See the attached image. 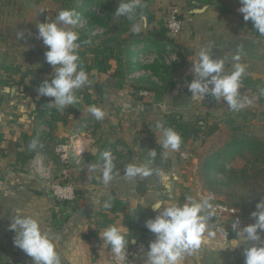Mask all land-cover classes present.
<instances>
[{
    "label": "crops",
    "instance_id": "0c3cea01",
    "mask_svg": "<svg viewBox=\"0 0 264 264\" xmlns=\"http://www.w3.org/2000/svg\"><path fill=\"white\" fill-rule=\"evenodd\" d=\"M97 1L90 0L92 4ZM105 1L109 18L104 45H118L124 54L129 49L145 48L147 32L165 28L167 10H179L183 30L174 37L165 30V35L188 53L177 91L171 95L173 100L184 93L185 81L195 79L193 63L199 61V52L207 49L213 58L225 61V74L231 73L236 64L245 69L238 94L242 107L230 110L227 105L217 106L216 101L214 107H208L212 115H263L264 36L254 29L251 20H244L238 11L240 0H213L201 8L196 0H141L134 19L114 17L120 0ZM56 5L53 0H0V264H34L14 244L15 232L10 224L17 214L38 221L41 232L54 243L61 264H113L108 258L111 245L100 237L110 226L119 228L129 242L131 256L126 264H146L148 245L155 239L145 227V222L157 214L151 205L157 201L165 206L183 205L190 202L188 197L197 201L205 198L189 185L179 155L189 148L190 141L188 148L164 149L163 132L155 129L157 122L162 124L166 111L185 114L192 109L170 107L174 102L164 96L172 88L155 102L154 96H141L139 88H131L136 85L129 73L115 74L121 68L111 55L107 71L86 72L87 83L74 90L77 103L59 110L50 103L52 98L38 93L42 82L51 80L54 70L46 62V46L38 38L37 26L51 22ZM140 15L146 17V22L139 20ZM135 23L141 24L140 31L137 37L129 36ZM94 54L88 51L87 60ZM81 96L86 99L82 103ZM191 98L183 99L197 101ZM91 106L104 112L102 120L89 112ZM34 141L35 147H31ZM58 142L68 149L62 163L55 152ZM148 145L158 149L155 158L150 156ZM106 149L115 155L111 157L112 178L107 184L103 181L105 168L100 169L103 162L106 164ZM129 164L146 166L152 174L129 178L125 173ZM47 170L55 178L62 177L61 170L65 172L74 185L72 201L60 204L52 197L42 173ZM109 200L112 207L105 209L103 204ZM237 219L240 229L255 222L251 215L241 212L214 222L210 216L201 247L185 253L181 264H243V250L264 243V233L260 241H241L232 247L238 239L232 227Z\"/></svg>",
    "mask_w": 264,
    "mask_h": 264
},
{
    "label": "clouds",
    "instance_id": "9594fccd",
    "mask_svg": "<svg viewBox=\"0 0 264 264\" xmlns=\"http://www.w3.org/2000/svg\"><path fill=\"white\" fill-rule=\"evenodd\" d=\"M240 3L242 6L238 11L243 14L244 20H251L254 29L264 36V0H240ZM141 6V0H120L113 15L116 18L134 19ZM79 19V13L75 9H65L58 13L55 21L39 23L37 26L38 38L47 48L46 62L54 70L51 80H44L38 88V93L52 98L50 103L59 110L77 103L74 90L81 88L88 81L78 55L79 33L73 30ZM139 20L146 22V17L140 15ZM140 28V23L133 24V33H139ZM19 35L23 36V33ZM224 64L223 59L213 58L209 50L202 49L199 52V61L193 63L192 72L195 79L189 84V91L193 99L204 100L207 95H211L216 101L222 99L230 110H239L242 105L238 94L245 69L242 65L236 64L231 73L225 74ZM89 112L97 120L104 118V112L96 106H91ZM155 129L163 132L164 149L175 151L180 148L182 139L174 129L163 128L160 122H157ZM31 147H35V141ZM149 154L152 158L157 155L155 149L149 150ZM105 156L107 159L103 181L107 184L112 178L110 173L113 164L111 155L105 153ZM125 173L129 178H135L138 175H151L152 170L146 166L129 164L125 168ZM211 199L207 197L197 201L188 197L189 203L171 206H165L159 201L153 203L151 207L157 214L155 218L145 222V227L155 235V239L148 245L146 264H181L185 253L199 249L205 240L213 208ZM103 207L110 209L111 201H106ZM256 209L257 211L251 213L254 223L240 229V221L237 219L232 225L238 236L232 247H237L241 241L261 240V233H264V200L257 203ZM10 229L15 232V246L31 257L34 264H61L54 243L41 232L37 220L17 214L10 224ZM207 235L210 236L212 233L208 232ZM100 237L111 245L112 252L118 258L121 260L125 258V249L129 242L119 228L110 226L100 234ZM243 254L244 264H264V243L252 244L243 250Z\"/></svg>",
    "mask_w": 264,
    "mask_h": 264
},
{
    "label": "rangeland",
    "instance_id": "374dc122",
    "mask_svg": "<svg viewBox=\"0 0 264 264\" xmlns=\"http://www.w3.org/2000/svg\"><path fill=\"white\" fill-rule=\"evenodd\" d=\"M198 4H200L198 6L199 8L204 6L201 3ZM75 6L72 4L70 8L77 11L78 9L75 8ZM59 7L60 3L58 2L56 7H54L55 9L51 16V22L56 20L58 13L61 11ZM168 14L169 11L167 10L165 22L167 21ZM81 19L80 17L79 22L82 21ZM181 21V29L179 32H181L184 27L182 18ZM79 22L73 30L78 32L80 36H84L82 38V45L79 44L80 49L85 50L87 53L88 50H91L92 44H95V42L98 43L100 40L104 39L105 34L103 35L102 31L93 36V34L83 31L82 29L84 28L79 25ZM117 29L119 30L120 28L118 27ZM172 40L173 44H169V40L163 52H161V48H157L158 50L154 51L155 53L150 50L152 53L146 54V59H159L162 53L165 57L171 54L177 57L174 62L175 64L169 65L170 68L168 71H166L162 77H157L155 82H146L145 80L143 82L139 81L138 77L140 76H136V74H140V71H129L125 61L126 54L121 52L120 60L114 59L115 64L123 69L125 71L124 73L130 74L128 75L129 79L140 89L139 94H141V96L146 97L149 94L148 90L142 87H155L157 96L155 98L153 97L154 102L159 100L161 93L165 90L166 80H172V85L169 86H174L177 82H180V70L185 66L183 62L188 53L182 46H178L174 43L175 39ZM85 41L90 42L85 43ZM82 50L79 51L83 52ZM82 55L83 54H81L80 57L83 59ZM83 56L86 58L87 55L85 54ZM140 56L145 57L144 54ZM137 60L139 61L140 59L137 58ZM170 63H173V61L169 60L167 64ZM156 82H159V84L155 85ZM183 92L184 93L179 94L174 104L178 107H186V110H192L185 114L166 111V114L162 118V124L165 125V128L174 129L182 138L187 136V142L190 141L189 148L187 150L184 149L185 151L179 154L184 162L183 165L186 170V177L190 183L189 185L192 186L197 194L199 193L205 198L211 197V203H223L234 208L237 211L235 216L240 212L251 215L252 212L257 211V203L264 200V155L261 153H254L249 148H243L242 150L238 149L239 147L235 148L232 143L244 139V136H251L252 138L254 137L264 142V112L263 115L253 116L242 112L232 114L222 113L215 117L212 115L213 112H210L208 108L209 106L211 108L215 106L214 103L216 100L214 97L207 95L204 100L197 99L195 103H192L183 99L184 96H189V98H191L192 93L187 90ZM79 100L82 103V101L86 99L84 96H81ZM262 100L264 101V98H262ZM217 104H219L217 105L219 107L223 106L222 108L226 106L223 100H220ZM196 121L201 124L198 131L188 128L187 125H185V127L180 125L181 122L193 123ZM57 144L64 146L65 152L68 155L66 144L58 142L55 144V147ZM148 149H155L156 153H158V149L155 146L148 145ZM214 153L220 154V157L214 158ZM211 161H214L215 168L211 169L207 175V166ZM60 162L62 163V161ZM60 173L62 175L65 172L61 170ZM60 178L59 176L56 179L59 180ZM211 218L213 222L222 220H217L213 216H211Z\"/></svg>",
    "mask_w": 264,
    "mask_h": 264
},
{
    "label": "trees",
    "instance_id": "16d2710c",
    "mask_svg": "<svg viewBox=\"0 0 264 264\" xmlns=\"http://www.w3.org/2000/svg\"><path fill=\"white\" fill-rule=\"evenodd\" d=\"M56 3H60V9H71L70 7H72V4H74L75 8H77V12L79 13V16L81 18L86 19V23L84 25V29H82L85 32H89L91 33L93 31V29L95 28H99L103 31V35L106 34L105 30L106 29V25H107V21H108V11L107 10V4L105 0H100L97 1L95 3H91L90 0H53ZM198 3L201 4H209L211 3L213 0H196ZM79 5V6H78ZM165 28L164 27H159V28H154L152 30H149L146 34V40L148 42V45L145 46V48L143 47L142 49H135V50H131L129 49L128 51H126V58L125 61L128 65V69L129 71L133 72V71H140L143 72L140 77H138L139 81H146V82H155L157 77H162V75L168 71V69L170 68L169 65L175 64L170 63L167 64L166 61V57L165 55L162 53L161 57H159V59L157 58H151V59H146V57L143 58L138 56L139 52H145V50H152V51H157V48H161V52H163V50H165L166 48V44H173V40L171 38H169L167 35H165ZM101 31V32H102ZM92 34V33H91ZM97 35V34H93ZM137 33H130L129 36H133V37H137ZM80 39L78 40V42L82 45L83 41L82 38L84 36H80ZM130 39V37L128 38ZM170 40V41H169ZM169 41V42H168ZM107 42L106 39H102L99 41V43L97 45H92L91 47V51H93L94 57L91 60H87V58H85L83 55L86 54L85 50L82 49H78V55L80 58V63L83 66V69L86 72H90L91 70L95 69L96 71H107V59L109 56H114V59H118V61L120 60V55L121 53V48H118L119 46L116 45V47L112 46V44L110 46L104 45ZM82 50L83 52L79 51ZM90 51V50H88ZM81 52V53H79ZM148 52V51H147ZM82 55L83 59L80 57V55ZM124 54V53H123ZM151 54V53H150ZM133 57V59H132ZM165 57V58H164ZM137 58H139L140 60L138 61ZM177 64V63H176ZM124 72L123 69H118L116 70L115 74H120L121 72ZM159 82H156L155 85H158ZM163 84V83H162ZM165 90L163 91V93H165V91L167 92V90L169 88H172L169 92H167V94L169 95V97H167L165 94V99L167 100H172L173 102L176 101V99H172L171 95H173L176 93L178 85L176 83V85L174 86H169L172 85V80H166L165 81ZM134 87L137 89L138 87L136 86H131L132 89H134ZM142 88H146L148 90V95H150L151 97H155L156 96V89L155 87H151V86H146V87H142ZM145 89V90H146ZM167 89V90H166ZM162 94V93H161ZM141 97V96H140ZM191 101H193V98L190 99ZM164 102H166V100H164ZM167 105H171L169 104V102H166ZM175 104H173L172 108H174ZM166 108V107H164ZM175 115V114H174ZM178 117V116H177ZM180 125H183L185 127V125L188 126V128H192L195 131H198V129L201 127V124L196 121V122H191V123H183L181 122ZM182 126V127H183ZM183 127V128H184ZM167 128V127H166ZM185 138H182V143L179 149H184V148H188V142L186 140L187 136H184ZM244 139H240L238 141H234L232 144H234L235 148L238 149H243V148H249L250 150H252V152L254 153H261L264 155V142L261 141L260 139H256V138H252L251 136H244ZM231 145V144H230ZM232 146V145H231ZM215 155L214 158H218L220 157V154L214 153ZM215 168V164L214 161H211L208 166H207V175L208 173L211 171V169Z\"/></svg>",
    "mask_w": 264,
    "mask_h": 264
},
{
    "label": "built area",
    "instance_id": "2783aa9c",
    "mask_svg": "<svg viewBox=\"0 0 264 264\" xmlns=\"http://www.w3.org/2000/svg\"><path fill=\"white\" fill-rule=\"evenodd\" d=\"M82 21L79 22V25L81 27H84L85 23H86V19L82 18ZM181 17H180V12L177 8L171 9L169 11L168 14V18L167 21L165 22V29H166V34L174 37L175 34H177L180 29H181ZM102 30L99 28H95L93 29V31L91 32L92 34H98L100 33ZM77 43L79 44V42L77 41ZM79 49H80V44H79ZM141 54H144L146 57V54H148V52L145 51V53L143 52H139L138 56L142 57L144 60V56H140ZM154 56V55H153ZM177 59L176 56H174L173 54L171 55H167L166 57V62L168 63V61H173L175 62ZM143 72H140V74H136V76H140ZM120 148L118 147L117 150H119ZM55 152L57 154H59V158L60 161L64 162L68 155L65 152V148L64 146H61L59 144L56 145L55 147ZM112 152L109 149H106L104 151V153H109L111 155V157H115V155H112ZM106 157V156H104ZM107 159V158H106ZM105 168V162H103L100 165V169L103 170ZM42 170V169H41ZM43 175L45 176V182L47 185H49L50 188V192L52 197L57 201V203L60 204H66L70 201H72L75 197V190H74V185L71 182V180L65 175L63 174L62 177L58 180L55 178V176L53 174H51V172H49V170L47 171H42ZM213 204V208L211 210V216H213L215 219L217 220H225V219H230L232 216H235L237 214V211L226 205L223 203H212ZM131 256L130 250L128 247H126L125 249V258L123 260H121L120 258H118L113 252L111 247L108 250V258L111 261V263L113 264H126V262L129 260ZM244 264V263H243Z\"/></svg>",
    "mask_w": 264,
    "mask_h": 264
},
{
    "label": "water",
    "instance_id": "95a60500",
    "mask_svg": "<svg viewBox=\"0 0 264 264\" xmlns=\"http://www.w3.org/2000/svg\"><path fill=\"white\" fill-rule=\"evenodd\" d=\"M191 82H189V81H185L183 84H182V88H184L185 90H187V91H189V84H190ZM190 92V91H189Z\"/></svg>",
    "mask_w": 264,
    "mask_h": 264
}]
</instances>
